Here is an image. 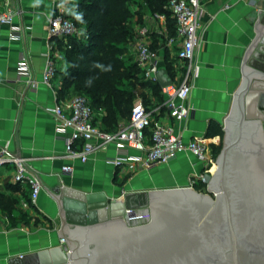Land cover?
Instances as JSON below:
<instances>
[{"label": "crops", "instance_id": "1", "mask_svg": "<svg viewBox=\"0 0 264 264\" xmlns=\"http://www.w3.org/2000/svg\"><path fill=\"white\" fill-rule=\"evenodd\" d=\"M11 1L19 12L11 24L0 25V149L7 146L25 158L29 174L38 176L43 188L37 200L33 201L31 186L15 181L14 166L0 167V192L18 198L19 209L28 211L31 217L28 222L12 225L7 213L0 208V264H8L11 256L61 243L58 207L49 193V189L59 184L86 192L104 191L116 198L130 193V202H140L145 191L187 186L191 177L204 171L203 163L186 153L147 169L132 171L118 168L109 162L117 153L116 144L96 151L87 162L66 158L64 137L57 131L53 109L75 94L69 91L60 96L61 77L55 74L49 85L44 82L43 74L50 40V19L57 14L73 17L75 0ZM202 5L200 45L194 60L199 74L192 79L193 88L187 100L189 116L178 120L166 110L161 112L164 122L175 125L185 140L195 135L207 137L211 121L224 126L234 92L243 78L242 61L256 37L258 24L264 26V0H202ZM160 24L162 22L154 27L150 25L151 32L158 31ZM17 27L20 28L21 39L10 37ZM150 40L160 53L162 68L178 80L177 71L185 70L184 62L177 57L178 47H167L161 34L158 42H154L151 34ZM53 44L56 67L60 68L63 51L55 40ZM174 48L175 57L172 55ZM23 55L37 87H34V82L20 77ZM255 59L262 65L256 64ZM252 65L264 70V48L252 58ZM146 93V98L140 93L137 96H141L150 108L165 100L162 93L160 96L152 91ZM104 114L103 109L96 110V122L100 127ZM220 138V135L208 137L212 150ZM130 151L138 153L136 149ZM66 164L73 166L72 173L62 171ZM7 182L18 184L20 188L13 191L6 186Z\"/></svg>", "mask_w": 264, "mask_h": 264}, {"label": "water", "instance_id": "2", "mask_svg": "<svg viewBox=\"0 0 264 264\" xmlns=\"http://www.w3.org/2000/svg\"><path fill=\"white\" fill-rule=\"evenodd\" d=\"M263 48L258 24L224 120L217 168L204 175L206 191H145L133 203L148 206L151 220L130 225V193L116 198L59 184L49 193L64 241L11 256L8 264H264V70L252 65ZM157 77L162 86L173 82L166 68Z\"/></svg>", "mask_w": 264, "mask_h": 264}, {"label": "built area", "instance_id": "3", "mask_svg": "<svg viewBox=\"0 0 264 264\" xmlns=\"http://www.w3.org/2000/svg\"><path fill=\"white\" fill-rule=\"evenodd\" d=\"M167 6L176 20L175 35L169 34L164 14L155 13L151 16L158 22H162L157 32L165 38L166 46L178 47L177 57L184 62L185 70L177 71L176 77L180 76L178 80H175L173 76L171 84L161 85V92L165 97L163 103L150 108L141 96H137L129 120L122 122L113 131L103 129L96 122V109L92 106L90 98L84 94L74 95L66 102L57 104L53 113L57 122V131L64 137L66 158L87 162L96 151L116 144L117 153L109 159V162L115 167L135 171L150 168L161 162H168L181 153L192 154L203 163L204 171L199 176L191 177L187 186L197 188V184L202 181L205 186L198 190L206 191L204 175L214 173L213 168L217 164V157L211 148V142L204 135H195L185 140L183 133L175 125L164 122L161 115V112L166 110L178 120L189 116L190 107L187 100L193 88L192 79L199 74V67L194 64V60L196 49L200 45L202 0H168ZM18 12L13 8L11 0H0V25L11 24ZM48 31L50 40L43 80L50 85L57 70L53 55V41L65 39L67 43L69 37L84 38L86 32L75 23L72 16L64 14H57L50 19ZM150 33L151 30L147 24L137 25L129 53L141 68L143 78L146 81L159 83L157 73L162 68L160 53L152 46ZM10 37L21 39L20 28H14ZM20 77L34 82L24 55ZM34 84V87H37V82ZM131 149H136L138 153L132 154ZM7 164L14 166L16 182L27 183L31 186V198L36 201L43 188L41 179L29 174L25 158L16 155L5 146L0 149V167ZM62 171L72 173L73 166L63 165ZM124 219L130 225L146 224L151 220L150 208L131 202L126 207ZM63 241L62 239L61 242Z\"/></svg>", "mask_w": 264, "mask_h": 264}, {"label": "trees", "instance_id": "4", "mask_svg": "<svg viewBox=\"0 0 264 264\" xmlns=\"http://www.w3.org/2000/svg\"><path fill=\"white\" fill-rule=\"evenodd\" d=\"M167 2L75 0L76 10L72 18L85 30L86 36L69 37L67 43L65 39H55L56 45L63 51V65L56 70L57 76L61 77L59 95L72 91L88 96L96 110L105 111L101 123L107 131L115 130L121 121L129 120L138 93L147 97V93L140 88L149 87L160 96L161 85L143 78L142 70L134 62L129 48L135 38L136 26H145L147 16L155 13L166 16L168 32L175 35L176 20ZM150 34L154 42H158L160 34L157 31ZM167 68L170 70L169 66ZM215 135L221 137L220 143L213 149L217 157L223 146L224 129L219 122L211 121L207 137ZM6 186L13 191L20 188L18 184L8 182ZM204 186L200 181L197 189ZM18 202V198L0 192V208L7 213L12 225L28 222L31 218L28 211L19 209Z\"/></svg>", "mask_w": 264, "mask_h": 264}, {"label": "rangeland", "instance_id": "5", "mask_svg": "<svg viewBox=\"0 0 264 264\" xmlns=\"http://www.w3.org/2000/svg\"><path fill=\"white\" fill-rule=\"evenodd\" d=\"M148 19H147V21H148V26L150 27V25H153V27L154 26H156L157 24H158V21H157V19L156 18H154V17H152L151 15H148V17H147ZM175 48L173 49V57H175L176 56V54H175ZM62 65H63V63H62ZM62 65L60 66V67H62ZM141 90L140 91H145V92H151L152 90L149 88V87H144V88H140ZM75 95H77V94H79V92H75L74 93ZM220 141H221V138H220V140H218V144L220 143ZM218 156V155H217ZM203 191V190H202ZM205 191V190H204ZM52 224V223H51Z\"/></svg>", "mask_w": 264, "mask_h": 264}, {"label": "bare ground", "instance_id": "6", "mask_svg": "<svg viewBox=\"0 0 264 264\" xmlns=\"http://www.w3.org/2000/svg\"><path fill=\"white\" fill-rule=\"evenodd\" d=\"M255 62H256V64H261L262 65V63L259 60H257V59H255ZM216 168H217V164L214 166L213 170L215 171Z\"/></svg>", "mask_w": 264, "mask_h": 264}, {"label": "clouds", "instance_id": "7", "mask_svg": "<svg viewBox=\"0 0 264 264\" xmlns=\"http://www.w3.org/2000/svg\"><path fill=\"white\" fill-rule=\"evenodd\" d=\"M81 17H78V19H80Z\"/></svg>", "mask_w": 264, "mask_h": 264}]
</instances>
